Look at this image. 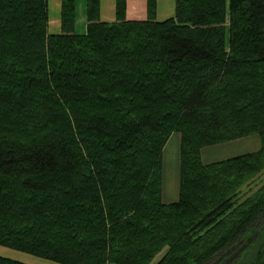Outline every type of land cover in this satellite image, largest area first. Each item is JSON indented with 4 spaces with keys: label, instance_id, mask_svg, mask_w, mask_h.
<instances>
[{
    "label": "trees",
    "instance_id": "obj_1",
    "mask_svg": "<svg viewBox=\"0 0 264 264\" xmlns=\"http://www.w3.org/2000/svg\"><path fill=\"white\" fill-rule=\"evenodd\" d=\"M86 0H0V247L55 264H224L264 223V0H174L100 20ZM180 135L175 202L163 149ZM257 136L203 164V148ZM246 196V197H242ZM262 219L261 223L259 222ZM0 264H27L0 256ZM230 264H264V227Z\"/></svg>",
    "mask_w": 264,
    "mask_h": 264
},
{
    "label": "rangeland",
    "instance_id": "obj_2",
    "mask_svg": "<svg viewBox=\"0 0 264 264\" xmlns=\"http://www.w3.org/2000/svg\"><path fill=\"white\" fill-rule=\"evenodd\" d=\"M102 5H111L113 0H101ZM59 0H48V15L49 19H53L54 13L59 10ZM156 20L162 21L174 13V0H156ZM76 6V30L75 33L82 34V25L86 24L85 20V4L86 0H75ZM146 15V14H145ZM53 28L50 26V30ZM179 143L180 135L172 134L168 139L162 154V184H161V200L164 204L175 202L178 196L179 185ZM259 149V139L257 136H251L247 139H241L236 142L218 144L211 147L203 148L200 152L201 161L203 164H209L232 158L235 156L255 152ZM264 184V172L258 175L252 183L242 188L245 195H249L256 191ZM246 197V196H242ZM260 218L259 222L261 223ZM161 254V253H160ZM160 254L155 257L151 264H155L160 258ZM0 256L12 260L24 262L27 264H55L49 261L34 258L32 256L16 252L7 248L0 247Z\"/></svg>",
    "mask_w": 264,
    "mask_h": 264
},
{
    "label": "crops",
    "instance_id": "obj_3",
    "mask_svg": "<svg viewBox=\"0 0 264 264\" xmlns=\"http://www.w3.org/2000/svg\"><path fill=\"white\" fill-rule=\"evenodd\" d=\"M58 6L60 7V2L58 3ZM58 11L59 10H57L54 13V17L53 19H51V21L49 19L48 32L50 34H58L60 32V20H59L60 12ZM145 14H146V0H126V11H125L126 20L142 21L146 19ZM75 19H76V6H75ZM85 20H86V15H85ZM100 20L105 22L114 21V0L111 5L109 4L104 6L102 5V1H100ZM50 26L53 28L52 30H50ZM86 26H87V22L86 24L82 25L83 28L82 34L85 33ZM75 30H76V20L74 23V32Z\"/></svg>",
    "mask_w": 264,
    "mask_h": 264
},
{
    "label": "water",
    "instance_id": "obj_4",
    "mask_svg": "<svg viewBox=\"0 0 264 264\" xmlns=\"http://www.w3.org/2000/svg\"><path fill=\"white\" fill-rule=\"evenodd\" d=\"M264 227V223L260 225V227L254 232V234L245 242L243 243L238 249H236L224 262V264H230L260 233L262 228Z\"/></svg>",
    "mask_w": 264,
    "mask_h": 264
},
{
    "label": "flooded vegetation",
    "instance_id": "obj_5",
    "mask_svg": "<svg viewBox=\"0 0 264 264\" xmlns=\"http://www.w3.org/2000/svg\"><path fill=\"white\" fill-rule=\"evenodd\" d=\"M262 224H263V223H262ZM262 224H261V225H262Z\"/></svg>",
    "mask_w": 264,
    "mask_h": 264
}]
</instances>
